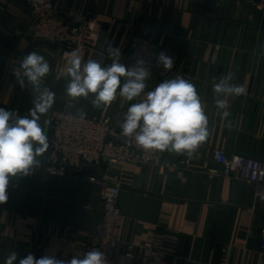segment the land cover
<instances>
[{"label": "crops", "instance_id": "0c3cea01", "mask_svg": "<svg viewBox=\"0 0 264 264\" xmlns=\"http://www.w3.org/2000/svg\"><path fill=\"white\" fill-rule=\"evenodd\" d=\"M66 20L91 11L101 31L98 46L81 54L82 66L94 59L102 66L112 63L107 45L128 47L132 35L148 29L174 59L173 78L180 74L197 87L209 118L210 136L190 166L166 152L164 165L128 162L83 165L65 176H51L44 167L48 150L39 157L40 167L27 176L10 180L8 200L0 204V264L12 251L20 258L45 255L36 244L55 247L65 235L86 249L95 240L104 201L100 179L117 181L123 214L122 240L163 250L172 264H264V198L258 186L245 180L210 175L218 167L214 149L264 161V7L259 0H55ZM218 50L216 51V48ZM43 55L50 65L41 88L55 93V103L41 124L50 135V116L66 107L70 77L68 58L57 45L32 37L31 9L24 0H0V107L27 115L37 93L17 82L20 59L28 52ZM234 73L246 95L224 97L231 129L215 107L213 78ZM155 74L145 92L164 79ZM123 82V78H122ZM94 96L73 100L72 110L88 116L106 112L120 123L130 103L117 95L108 107L95 109ZM47 122V123H45ZM251 239H256L253 246ZM223 246L216 262V249ZM55 255L62 258L56 252Z\"/></svg>", "mask_w": 264, "mask_h": 264}, {"label": "clouds", "instance_id": "9594fccd", "mask_svg": "<svg viewBox=\"0 0 264 264\" xmlns=\"http://www.w3.org/2000/svg\"><path fill=\"white\" fill-rule=\"evenodd\" d=\"M112 63L102 66L94 59L82 66L78 49L65 53L68 57L67 75L70 77L66 94L73 100L94 96L91 103L95 109L110 106L117 95L134 101L143 95L139 102L130 103L119 123L120 137L134 138L139 148L158 152H168L191 158L210 136L209 118L197 87L184 76L177 74L164 79L154 88L145 92L151 70L145 67L146 61L139 59L128 67L120 62L121 50L107 45ZM157 64L171 71L174 59L165 52L156 57ZM20 71L13 69L17 82L24 86L25 78L37 93L27 115H19L13 110L0 107V204L8 200L10 180L17 176H27L40 167L43 154L49 148V138L42 126L41 116L48 113L55 103V93L41 88V81L50 72L45 57L36 51L28 52L19 61ZM234 73L213 78L212 91L215 94V107L231 129L228 119V103L224 97L246 95L242 84L233 83ZM123 78V82H122ZM87 113L78 110V118L85 119ZM47 123V122H45ZM129 143V139H125ZM3 264H108L105 253L92 248L70 259L55 255H42L37 258L28 253L23 258L16 251L10 252Z\"/></svg>", "mask_w": 264, "mask_h": 264}, {"label": "built area", "instance_id": "2783aa9c", "mask_svg": "<svg viewBox=\"0 0 264 264\" xmlns=\"http://www.w3.org/2000/svg\"><path fill=\"white\" fill-rule=\"evenodd\" d=\"M31 9L32 37L36 40L56 42L63 57L66 52L78 49L79 54L94 50L98 46L101 26L95 15L87 10L72 15L66 20L60 14L55 0H24ZM264 7V0H259ZM218 47L216 48V51ZM170 56L163 43L152 37L148 29L136 31L128 47L121 49L120 62L128 67L136 61H146L151 75L160 78L170 77L174 70L163 69L157 64L160 52ZM69 59V58H68ZM73 100L66 101V107L53 111L50 116L49 159L44 170L51 176H65L70 169L83 165L108 164L122 167L128 162L164 165L166 152L146 151L136 145L134 138L120 137L119 124L109 120L106 112L98 116H86L79 119L72 110ZM129 139V143H125ZM206 146L204 142L191 158L176 155L179 163L190 166L197 152ZM213 159L218 167L209 170L210 175H220L245 180L258 186V195L264 198V161L232 155L225 150L214 149ZM101 196L104 201V213L96 231L95 240L88 248L81 249L65 235L58 238L55 247L36 244L39 252H56L62 258L70 259L92 248L105 253L108 264H172L167 254L154 246L138 245L122 240L120 237L123 214L119 207L121 186L117 181L100 179ZM1 236V234H0Z\"/></svg>", "mask_w": 264, "mask_h": 264}, {"label": "water", "instance_id": "95a60500", "mask_svg": "<svg viewBox=\"0 0 264 264\" xmlns=\"http://www.w3.org/2000/svg\"><path fill=\"white\" fill-rule=\"evenodd\" d=\"M41 41L43 43L48 44V45H57L58 44L56 42H51V41H47V40H41ZM251 243L253 244V246H256V239H251ZM222 250H223V246L218 245L217 249H216V262H219V260L221 258Z\"/></svg>", "mask_w": 264, "mask_h": 264}, {"label": "rangeland", "instance_id": "374dc122", "mask_svg": "<svg viewBox=\"0 0 264 264\" xmlns=\"http://www.w3.org/2000/svg\"><path fill=\"white\" fill-rule=\"evenodd\" d=\"M47 41H49V40H47Z\"/></svg>", "mask_w": 264, "mask_h": 264}]
</instances>
